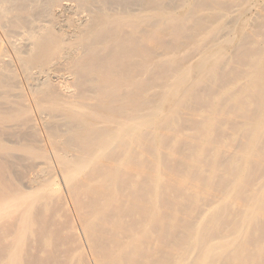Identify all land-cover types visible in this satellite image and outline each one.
<instances>
[{
  "label": "bare ground",
  "instance_id": "6f19581e",
  "mask_svg": "<svg viewBox=\"0 0 264 264\" xmlns=\"http://www.w3.org/2000/svg\"><path fill=\"white\" fill-rule=\"evenodd\" d=\"M254 5L0 0V264H264Z\"/></svg>",
  "mask_w": 264,
  "mask_h": 264
},
{
  "label": "rangeland",
  "instance_id": "374dc122",
  "mask_svg": "<svg viewBox=\"0 0 264 264\" xmlns=\"http://www.w3.org/2000/svg\"><path fill=\"white\" fill-rule=\"evenodd\" d=\"M257 0H251V5L253 4V7L251 8V11L249 12L250 13V15L252 16L255 12H256V9H257V6L256 5H254L255 4V2H256ZM260 2V1H259ZM259 2H257V3H259ZM255 7V8H254ZM249 17V16H248ZM250 18V17H249ZM20 166V169L19 168H17V169H19V170H17L16 172H15V170L16 169H14L13 167L12 168H10V169H8V172H7V174H8V177L10 178V179H17L16 177H15V175H16V173H17V175H18V173L20 174L19 176L22 178V177H24V178H26L27 177V175L29 174V172L28 171H25V168L26 167H24L23 166V168L21 169V167H22V165L20 164V165H18V167ZM23 170V171H22ZM26 170H28V169H26ZM15 172V173H14ZM22 172V173H21ZM28 172V173H27ZM23 176H22V175ZM16 175V176H17ZM8 177H5L2 173H0V183H2V184H5V183H7L8 182V180H9V178ZM12 181V180H11Z\"/></svg>",
  "mask_w": 264,
  "mask_h": 264
}]
</instances>
